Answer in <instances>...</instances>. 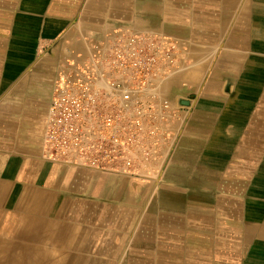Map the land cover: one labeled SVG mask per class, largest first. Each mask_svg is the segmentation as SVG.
Wrapping results in <instances>:
<instances>
[{"label":"crops","instance_id":"obj_1","mask_svg":"<svg viewBox=\"0 0 264 264\" xmlns=\"http://www.w3.org/2000/svg\"><path fill=\"white\" fill-rule=\"evenodd\" d=\"M118 28L183 50L155 176L45 156L62 62ZM0 264H264V0H0Z\"/></svg>","mask_w":264,"mask_h":264},{"label":"built area","instance_id":"obj_2","mask_svg":"<svg viewBox=\"0 0 264 264\" xmlns=\"http://www.w3.org/2000/svg\"><path fill=\"white\" fill-rule=\"evenodd\" d=\"M170 36L118 28L62 62L44 138L48 160L104 172L155 176L183 121L162 84L183 65Z\"/></svg>","mask_w":264,"mask_h":264},{"label":"bare ground","instance_id":"obj_3","mask_svg":"<svg viewBox=\"0 0 264 264\" xmlns=\"http://www.w3.org/2000/svg\"><path fill=\"white\" fill-rule=\"evenodd\" d=\"M164 86V84H162V87Z\"/></svg>","mask_w":264,"mask_h":264}]
</instances>
